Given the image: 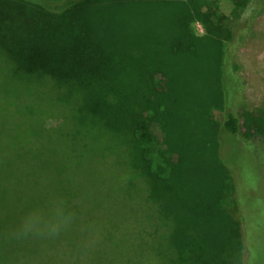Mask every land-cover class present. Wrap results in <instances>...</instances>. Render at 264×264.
I'll return each instance as SVG.
<instances>
[{
    "label": "trees",
    "instance_id": "16d2710c",
    "mask_svg": "<svg viewBox=\"0 0 264 264\" xmlns=\"http://www.w3.org/2000/svg\"><path fill=\"white\" fill-rule=\"evenodd\" d=\"M104 1L124 2L0 0V264H70L75 258L106 257L100 228L111 214L90 211L88 193H105L100 200L106 204L109 191L129 170L130 176L145 184L150 201L156 202L158 189L165 203V197L168 203L177 202L185 186L200 183L190 172L198 165L208 169L214 184L209 193H203L205 201L194 203L190 220L197 222V233L188 229L182 249L170 237L162 244L160 255L167 264H244L248 253L243 234L245 213L238 202L236 171L220 152V136L231 139L240 132L237 112L244 105L243 79L234 56L256 34L253 25L264 12V0H232L228 25L215 22L211 13L201 10L209 0H161L175 9L167 26L156 21L153 30L154 18L148 17L150 24L144 20L142 27H121L110 36L123 50L134 38L151 53L162 51L151 55L153 66L138 69L135 80L124 78L122 62L118 69L111 63L124 54L114 50L100 26L104 21L89 20L85 15L80 18L87 7L90 15ZM249 10L252 12L247 13ZM194 20L201 21L204 35L194 33L190 26ZM109 41L112 45L107 48ZM204 48L208 61L197 56ZM178 59L182 68L168 66ZM200 60L203 96L209 106L223 113V120L208 128L206 113L193 114L184 106L188 101L185 77ZM27 78L32 79L25 81ZM24 82L35 85H22ZM34 89L44 94L45 103L34 109L31 119ZM259 112L264 116V107ZM190 115L193 123H188ZM52 119L57 122L47 125ZM153 140L162 147L157 148ZM244 144L255 149L264 145L252 141L236 145ZM18 149L24 156L14 152ZM51 164L61 168L62 180L46 177L44 167ZM183 174L190 178L183 176L175 193V179ZM222 175L230 181L231 201L226 211L222 209L226 197ZM219 177L221 183L216 182ZM29 196L35 199L29 202ZM36 198L47 201L52 210L42 208ZM161 209L166 210L172 226L168 207L161 205ZM209 217L221 227L220 241L229 240L221 253L210 238L205 244L198 242L203 239V229L211 235L212 230L203 224L198 228V220ZM20 243L26 250L20 249Z\"/></svg>",
    "mask_w": 264,
    "mask_h": 264
},
{
    "label": "rangeland",
    "instance_id": "374dc122",
    "mask_svg": "<svg viewBox=\"0 0 264 264\" xmlns=\"http://www.w3.org/2000/svg\"><path fill=\"white\" fill-rule=\"evenodd\" d=\"M232 7V0H209L205 2V6L201 10L211 13V18L215 22L228 25L231 20ZM174 10L168 4L162 3L161 0H124V2L119 4H111L108 1H104L103 6L91 10L90 15L87 7L84 14H80V18L85 15L89 16V20L104 21L101 22L100 26L108 33V40L111 39L113 42L114 50L122 51L119 55L124 54V58L122 56L120 59L113 58L111 63L118 69L119 63L122 62L124 78L135 80L138 69L153 66V64H150L152 61L151 55L157 54L156 51L158 53H162V51L160 49H154L151 53L146 49L147 47L140 46L139 41L134 38L127 44L126 49L123 50L121 49L120 42L117 40L114 41V38L112 39L110 36L121 27L126 30H132L135 26L142 27L146 22L150 24L149 18L151 17L154 18V21H152L153 30L157 29L156 21L167 26L175 16ZM249 12L252 11L249 10L247 13ZM144 20L146 22L142 23ZM190 26L195 34L200 36L205 34V29L201 21L194 20L190 23ZM253 26L256 34L246 39L244 45L236 51L234 56L237 71L243 79L242 94L244 97V105L237 112L240 119V132L231 139L221 134L220 152L225 163L236 171L238 202L245 213L243 216L244 242L248 243V253L244 264H264V116L259 112V109L264 107V12L255 20ZM111 41L109 43L107 42V48H110V45H112ZM157 46L159 45L157 44ZM102 50L110 52V50ZM197 56L200 59L205 57V60L208 61V51L206 48L201 53H198ZM169 64L168 66L174 69H179L183 66V62L180 59L175 63ZM202 68L203 63L200 60L198 64L192 65L189 70L190 73H188V78L185 77V80L188 82V101L184 106L187 109L189 108L190 111H193V114L195 112L200 113V115L206 113V118L209 122L206 121L208 128L215 121L221 122L223 120V113L216 110L215 107L209 106L208 102L210 101L203 96L204 85L199 75V71ZM29 79L32 78L24 80L29 81ZM22 85L30 86L35 84L24 82ZM33 91H35L33 96L35 102L29 112L31 119L34 109L38 105H41V108H43L45 103L44 94L37 89ZM194 120V117L191 116L188 119V123H193ZM56 122L57 120L52 119L46 124L54 125ZM154 126L151 125L150 127L160 137V133ZM154 137L160 140L158 137ZM250 140L253 144H262V148L255 149L247 144L236 145L241 141L251 143ZM147 143L149 142L147 141ZM153 144L157 148L162 147L161 142L156 140H153ZM213 146L211 144V147ZM15 151L24 156L23 152L19 149ZM41 159L44 160L45 156L41 155ZM55 166L51 164L48 165V168L44 167L45 170H48V173L45 175L52 180L60 181L63 179V174L61 173V168L57 170L54 168ZM207 171L208 169L206 167H200L199 165L198 168L195 167L193 171H190L192 172V178L193 175H196V178L193 179H199L200 183L185 186L184 192L182 194L179 193L176 197L179 200L173 203H168L166 197L165 203L158 195V189H155L156 202L154 200L150 201L148 192L145 190V184L140 179L130 176L129 170V173H122L121 180H118L115 184L114 189L117 190L112 189L109 191L110 193L108 192L109 196L106 197V204L100 200L101 196H106L105 193L90 191L87 198L90 204L89 210H99L100 212H108L111 214L110 221H103L102 227L100 228L102 235L101 241L108 256L103 257L97 255L92 258H75L73 260L67 258L72 261L70 264H167L168 260H163V256L160 255L162 244L166 243L170 237H174L173 242L176 241L177 246L182 249L187 243L183 235L187 233L188 229L192 231V234L197 233V222L190 219L191 213L194 210V203L196 201H205L203 193L205 191L209 193V186L214 184L213 179L209 177ZM183 176L189 177L183 174L175 179V193L180 189V179ZM217 179V183H221L224 179L221 186L223 192L225 191L226 193V197L223 199L222 209L226 211L231 201L228 200L227 188L230 181L227 175H224L223 179L220 177ZM204 182L206 184L205 187L203 185ZM41 194L45 195V192ZM34 199L33 197H28L29 202ZM36 202L40 203L39 205L42 208L49 211L53 208L52 205L48 206L47 201L42 198H36ZM161 205L163 208L164 206L168 207V214L172 226L170 225L166 210H159ZM127 213H132L135 216H129ZM225 216L227 217V215ZM201 224L206 229L210 228L212 232L211 235L207 234V232L205 234L203 229V239L198 242L205 244L204 241L206 238H210L211 243H214L213 246L216 252H223L228 246L229 240L226 242L220 241L222 235L218 222L209 217L198 220L199 229ZM193 225L194 227H191ZM225 230L227 232V228ZM192 244L193 242L191 241L187 247H190ZM195 245L199 244L195 243ZM25 246V244L20 243L19 247L21 250H26ZM27 260L36 262L30 258H27Z\"/></svg>",
    "mask_w": 264,
    "mask_h": 264
}]
</instances>
